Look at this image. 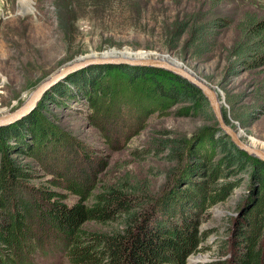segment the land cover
<instances>
[{
	"label": "rangeland",
	"instance_id": "374dc122",
	"mask_svg": "<svg viewBox=\"0 0 264 264\" xmlns=\"http://www.w3.org/2000/svg\"><path fill=\"white\" fill-rule=\"evenodd\" d=\"M191 3L192 0H182L178 8L188 9ZM165 5L153 1L142 17L129 24L127 13L115 0L104 14L87 12L75 21L67 12L58 19L52 0H0V115L13 111L40 81L78 55L143 50L149 56L172 55L202 78L216 91L222 116L240 134V139L264 148V67L243 68L233 61L234 56L227 55L237 36L232 25L209 37L203 51L194 47L196 52L191 53L185 43L186 34L175 48H167L160 22L153 21L173 13ZM219 7L221 12L236 17L243 10L263 12L264 0H220ZM105 64L108 66L104 70L96 72L100 75L97 84L88 87L98 89L96 105L91 109L85 92L77 89L75 79L70 78L93 65ZM120 65L137 67L96 63L76 68L47 88L28 113L1 125L17 131V139L0 138V164L12 158L29 171V176L19 182L24 196L26 189H30L39 198L36 188L47 186L62 193L55 194L59 203L70 205L79 196L51 186L47 178L57 172L72 173L68 177L79 181L85 176L84 183L93 191L108 185L123 187L136 196L133 201L143 210L186 171L191 160L187 150L191 146L203 149L206 162L210 159L213 163L222 157L223 152L218 145L211 146L210 139L229 137L218 128L209 106L185 114L184 103H170L169 98L152 90L153 78L168 82L165 74L145 73L132 78ZM30 115L34 121L29 124L26 117ZM210 129L214 130L212 135ZM179 152L181 161L175 156ZM250 159L247 156L248 164L239 168L233 165L234 172L224 173L214 181L230 180L234 187L222 200L198 212L196 232L201 240L197 249L186 256V264L224 260L227 256L231 239L257 190ZM263 173L261 170L259 175ZM119 221H84L79 233L118 230ZM43 251L44 246L32 249V259L27 262L71 264L58 252ZM21 263L20 258L16 264Z\"/></svg>",
	"mask_w": 264,
	"mask_h": 264
},
{
	"label": "trees",
	"instance_id": "16d2710c",
	"mask_svg": "<svg viewBox=\"0 0 264 264\" xmlns=\"http://www.w3.org/2000/svg\"><path fill=\"white\" fill-rule=\"evenodd\" d=\"M52 1L58 19L67 12L71 21H75L87 12L104 14L110 10L113 0ZM115 1L127 13L129 24L142 17L153 1L165 2L167 10L173 13H168L167 18L153 21L160 22L163 41L169 49L175 48L182 35L186 34L185 43L191 48V53L196 52L194 47L203 51L210 41L209 37L232 25L237 36L227 55L234 56L233 61L243 68L264 67V11L243 10L233 17L221 12L220 0H192L188 9L178 8L182 0ZM106 66L108 64L93 65L70 78L75 79L73 82L77 89L85 92L91 109L96 105L95 92L98 89L89 90L88 87L97 84L100 75L96 72L104 70ZM118 67H123L132 78L145 73L152 76L165 74L168 82L161 83L153 78L152 90L169 98L170 103H184L182 108L185 114L208 106L198 88L172 72L154 67ZM26 118L29 124L34 121L32 115ZM13 130L7 125L0 126V138L14 139L17 131ZM6 132L12 133L11 137ZM213 132L210 129L209 135ZM210 144L213 147L218 145L223 152L219 160L211 163L207 158L206 162L203 149L191 146L187 150L191 160L186 164V171L167 186L164 195L143 210L137 201H133L136 196L128 194L123 187L108 185L93 191L84 183L87 181L85 176L81 177L83 181H79L74 176L68 177L72 173L57 172L47 178L51 186L62 187L79 196L78 201L70 205L59 203V197L55 194L62 193L47 186L36 188L39 198L30 189H26L27 196H24L19 182L29 176V171L14 159L7 158L5 163L0 164V264H16L20 258L23 260L21 264H31L27 262L32 259L29 253L41 246H44L43 254L58 252L59 257L66 256L71 264H186V256L197 249L201 240L196 232L198 212L222 200L234 187V182L230 180L222 183L214 181L221 179L224 173L234 172L236 168L232 169L231 166L239 168L248 164L247 156L253 162L251 176L257 189L252 204L236 228V236L231 239L226 259L217 258L199 264H264V173L259 175L264 170V161L221 137H212ZM175 156L181 161L180 152ZM199 173L203 178L195 177ZM181 181H184L183 185ZM116 219L120 220L118 230L79 233L84 221Z\"/></svg>",
	"mask_w": 264,
	"mask_h": 264
},
{
	"label": "water",
	"instance_id": "95a60500",
	"mask_svg": "<svg viewBox=\"0 0 264 264\" xmlns=\"http://www.w3.org/2000/svg\"><path fill=\"white\" fill-rule=\"evenodd\" d=\"M140 51V50H139ZM137 52V51H135ZM142 55L134 54V51H128V54L123 52L112 54H90L83 56L78 55L73 58L72 61L61 65L54 73L40 81L28 94L27 98L13 111L4 113L0 115V126L10 123L11 121L23 116L28 113L36 104V101L40 98L41 94L50 87L56 80H58L63 74L61 73L65 68L68 69L69 72L75 70L76 68L83 67L88 64H96V63H125L129 65H145L151 67H157L165 69L169 72H172L179 77L186 80L188 83L192 84L196 88L200 90L202 95L205 97L207 104L212 112V115L217 122L218 128L229 137L231 143H233L238 149L244 151L245 153L256 157L260 160L264 161V148H258L248 142H244L238 137L236 131L225 122L221 109H220V100L217 96L216 91L207 84L202 78L195 75L192 71L185 68L181 65L180 61L177 63L169 62L160 57L161 54L157 56H149L148 51H141ZM166 54L167 53H163ZM172 56V55H171ZM175 58V57H174ZM67 71V72H68Z\"/></svg>",
	"mask_w": 264,
	"mask_h": 264
},
{
	"label": "bare ground",
	"instance_id": "6f19581e",
	"mask_svg": "<svg viewBox=\"0 0 264 264\" xmlns=\"http://www.w3.org/2000/svg\"><path fill=\"white\" fill-rule=\"evenodd\" d=\"M111 52H114V51H111ZM123 53H125V52H123ZM126 53H128V52H126ZM142 53L143 52H137V53H134V54H137V55H142ZM112 54V53H111ZM161 58H163V59H165V60H167V61H169V62H172V63H177V61L173 58V57H171V56H169V55H162V56H160ZM68 69H70V68H65L61 73L63 74V76H61L58 80H56V82H58L61 78H63L65 75H67L68 73H69V71H68ZM68 71V72H67ZM56 82H54L51 86H53ZM49 88V87H48ZM236 134L238 135V137H240V134L238 133V132H236Z\"/></svg>",
	"mask_w": 264,
	"mask_h": 264
}]
</instances>
